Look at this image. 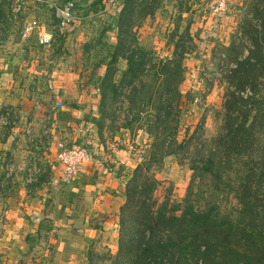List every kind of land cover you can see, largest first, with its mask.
Listing matches in <instances>:
<instances>
[{"label":"rangeland","instance_id":"obj_1","mask_svg":"<svg viewBox=\"0 0 264 264\" xmlns=\"http://www.w3.org/2000/svg\"><path fill=\"white\" fill-rule=\"evenodd\" d=\"M55 1L59 5L70 2L73 15L79 19L62 33L52 8L45 4L33 7L31 0H24L16 21L8 19L14 0H0V20L16 30L24 29L29 15L35 16L40 28L25 32L24 38L33 37L32 45L42 55L47 54L49 65L56 63L60 68L72 69L85 86H93L106 131V137L99 141L108 145L109 138L107 143L124 153L116 165V175L122 176L121 189L125 190V184L134 177L135 166L141 164L135 193L152 203L153 210L176 211L187 199L202 211L233 217L239 208L233 170L252 168L255 179L264 180L263 62L256 63L255 92L261 111L253 106L251 115L261 117L254 131L253 150L226 162L218 143L224 133L223 104L228 91L247 101L243 91L228 83V76L236 61L251 48L245 31L249 23L257 24L252 17L254 1L226 0L220 9L219 0H133L128 32L136 39L135 56L141 55L144 61L143 72L134 80L122 78L124 59L118 58L108 67L118 38V30L113 27L115 12L122 0ZM154 5L155 13L150 15ZM41 30L51 34L50 45L39 44ZM110 72L112 77L104 81ZM166 81L171 84L168 92L164 91ZM249 86L246 89L252 92ZM161 104L166 107L163 111ZM247 107L250 108L248 103ZM162 138L166 139V154L158 159L154 143ZM210 160L220 178L207 176L205 168ZM26 165L30 171L39 170L34 159ZM39 176L40 171L34 173L32 183ZM119 218V212L113 217L91 218L93 235L86 240L84 255L79 257L88 262L81 260V264H112L118 250Z\"/></svg>","mask_w":264,"mask_h":264},{"label":"crops","instance_id":"obj_2","mask_svg":"<svg viewBox=\"0 0 264 264\" xmlns=\"http://www.w3.org/2000/svg\"><path fill=\"white\" fill-rule=\"evenodd\" d=\"M26 21L39 25L33 15ZM21 32L7 27L0 42V112L10 109L14 121L0 130V264L87 263L79 257L93 235L91 218L118 215L124 202L122 176L116 175L124 153L107 143L104 127L97 128L93 86H85L72 69L49 65L47 54L32 45L33 37L25 39ZM28 123L37 136L34 142L25 135ZM88 125L90 131L84 132ZM44 129L53 139L48 146ZM104 135L108 145L99 141ZM57 141H86L97 150L96 160L85 163L69 184L57 180ZM33 159L43 178L27 186L24 169ZM9 162L20 170L7 177Z\"/></svg>","mask_w":264,"mask_h":264},{"label":"trees","instance_id":"obj_3","mask_svg":"<svg viewBox=\"0 0 264 264\" xmlns=\"http://www.w3.org/2000/svg\"><path fill=\"white\" fill-rule=\"evenodd\" d=\"M253 1L252 17L254 15L257 24L249 23L245 31L251 48L244 58L236 61L235 69L228 76V83L235 84L240 92L249 90L246 89L248 84L252 92L245 97L247 101L233 91H228L224 98V133L219 136L218 143L226 162L253 150L254 131L258 117H261L257 113L251 115V112L254 109L261 111L257 106L259 95L255 92V80L258 76L256 63L264 64V0ZM133 8V0H122L117 6L113 27L118 30V38L108 64L111 68L118 58L124 59L126 68L121 72L122 78L129 77L131 80L138 78L144 70L143 57L134 54L133 42L136 39L129 37L128 32ZM155 9L154 5L149 11L150 15H154ZM113 71L115 73V67ZM111 77L112 72L104 77V81ZM170 85L166 81L164 91L168 92ZM132 90L134 94L136 88ZM165 108L164 105L160 107L162 111ZM100 111L98 103L99 132L104 126ZM165 112L169 115V112ZM165 140L162 138L154 143L158 159L166 154ZM142 169L141 164L136 165L134 177L125 184V190L122 188L125 199L119 209L118 250L112 264H264V180L255 179V170H233L236 174L235 198L239 208L233 217H218L211 211L195 208L187 199L183 205L177 206L178 212L153 210L152 203L144 198L139 199L135 193L137 173ZM205 170L208 177L220 178L211 160ZM42 178L40 175L38 182Z\"/></svg>","mask_w":264,"mask_h":264},{"label":"built area","instance_id":"obj_4","mask_svg":"<svg viewBox=\"0 0 264 264\" xmlns=\"http://www.w3.org/2000/svg\"><path fill=\"white\" fill-rule=\"evenodd\" d=\"M34 6H39L41 4L48 5L53 10V14H55L56 18L59 21V31L62 33L66 30L67 27L71 25H76L79 22V19L76 18L72 13V4L70 2H66L63 5H59L55 0H31ZM226 0H219V8L222 9L225 6ZM24 5V0H14L13 4L10 6L11 13L9 16V20L16 21L17 13H19L21 7ZM1 7V2H0ZM26 24V25H25ZM23 26L21 35L22 37L27 36L25 32L30 31L31 29L40 26L36 21L27 22ZM6 25L1 20L0 21V42L4 39L6 34ZM38 42L43 45H50L52 42V36L49 32L45 30H41L38 32ZM244 97L250 96L251 92L246 90L243 93ZM36 107H39V102H36ZM14 123L12 120V114L10 109H4L0 112V130L6 131L10 125ZM90 130V126L84 127V132H88ZM25 135L30 142H34L37 138L33 132V125L28 123L25 127ZM43 135L45 136L47 146L51 144L53 141L51 137V132L47 129H44ZM57 153H56V164H57V180L61 184H69L74 179L77 178L78 173L80 172L81 167L88 162H92L96 160V152L95 147L90 146L86 141L80 145H70L67 146L63 141H57L56 143ZM20 167L9 164L5 167L6 176L9 177L13 175L15 171H19ZM27 174L26 182L32 183L35 180L33 177L34 173L39 172V170L30 171L27 168V165L24 169Z\"/></svg>","mask_w":264,"mask_h":264}]
</instances>
